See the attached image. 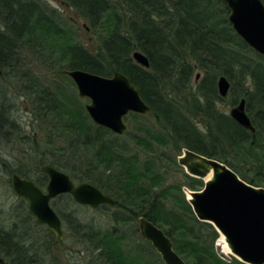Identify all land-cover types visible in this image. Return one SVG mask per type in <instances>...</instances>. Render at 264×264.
I'll return each instance as SVG.
<instances>
[{
	"label": "trees",
	"instance_id": "16d2710c",
	"mask_svg": "<svg viewBox=\"0 0 264 264\" xmlns=\"http://www.w3.org/2000/svg\"><path fill=\"white\" fill-rule=\"evenodd\" d=\"M63 1L93 28L105 33L99 37L95 52L71 40L65 42L58 56L48 48L46 63H40L51 70L81 69L103 76L114 71L125 74L151 109L145 115L160 127L159 132H154L144 120L137 121L145 119V115L130 113L145 135L131 136L136 142V150H132L127 143L119 144L107 137L111 132L102 126L94 124L96 130L91 132L84 108L68 102L70 99L58 85L37 77L44 82L35 85L31 79L32 83L20 90L31 98L33 109L41 114L38 120L45 133L58 137L66 134L72 140L77 136L82 139L80 148L84 146L86 151L93 152L89 157L79 150L74 155L75 147L71 145V156L65 146H54L55 159L47 165L69 169L70 178L95 185L115 201L111 207L117 212L110 215L112 222L106 229L82 222L71 212L57 210L63 232L78 238L81 245L78 252L83 253L69 264H164L140 236L139 216L165 232L186 264H245L234 257L223 260L217 255L213 244L217 231L210 223L195 217L182 184L171 181L163 166L175 165V157L169 150L172 144L176 152L185 147L222 161L247 183L264 187L262 171L256 169L255 177L248 178L230 161L240 154L245 161L255 160L252 156L258 154V149L264 153V57L234 32L227 19L228 8L221 0ZM47 10L46 3L40 0H0L1 69L16 68L21 60L19 51L24 47L40 59L43 49H38L42 45L39 39L45 42L46 38L62 34ZM134 50L147 56L148 67L135 63L131 56ZM195 70L202 72V78L193 87L190 83ZM221 75L230 82L226 97H221L217 90L216 81ZM228 97L230 107L245 99L254 132L216 108L217 103ZM5 100L0 90V137L11 142L22 131L9 117L12 109ZM198 117L204 121L205 134L199 133L191 122ZM24 138L32 148L35 140L40 144L38 137ZM45 145L50 146L48 139ZM60 154L61 164L57 159ZM69 161L72 167H68ZM42 163L45 162L34 164L35 170L40 171ZM259 163L264 166V161ZM13 171L33 180L40 188L46 185L44 173L32 177L28 170L5 169L10 176ZM183 174L189 179L183 185L200 190L202 179ZM63 195L70 196H60ZM104 206L101 208L105 209ZM27 215L33 217L29 210ZM17 229L16 225L12 231L0 229V255L10 264H44L35 241L27 244L25 231ZM137 237L144 243H134Z\"/></svg>",
	"mask_w": 264,
	"mask_h": 264
},
{
	"label": "water",
	"instance_id": "95a60500",
	"mask_svg": "<svg viewBox=\"0 0 264 264\" xmlns=\"http://www.w3.org/2000/svg\"><path fill=\"white\" fill-rule=\"evenodd\" d=\"M221 1L228 8L227 19L234 32L264 57L263 2ZM131 56L140 66H149L147 56L141 51L134 50ZM57 72L72 80L80 98L88 99L85 110L92 122L115 134L126 131L123 118L127 114H147L151 111L136 86L119 71L109 76L81 69L65 68ZM216 85L219 95L226 97L230 90L229 80L221 75ZM228 114L240 126L254 132L244 98L231 106ZM177 162L189 176L203 180L201 191L188 190L186 200L195 217L210 223L223 237L229 254L220 249L217 254L223 258L233 256L245 264H264V187L247 183L224 162L188 148H183ZM40 169L48 177L44 189L16 173L11 175V183L14 192L27 200L28 210L35 222L52 232L57 242L63 239V229L60 217L51 207V199L69 194L74 202L90 208L114 205L110 195L89 182H74L68 174L51 165H42ZM138 229L140 236L150 243L164 264H186L174 251L171 239L156 224L139 216ZM0 264L9 263L0 256Z\"/></svg>",
	"mask_w": 264,
	"mask_h": 264
},
{
	"label": "rangeland",
	"instance_id": "374dc122",
	"mask_svg": "<svg viewBox=\"0 0 264 264\" xmlns=\"http://www.w3.org/2000/svg\"><path fill=\"white\" fill-rule=\"evenodd\" d=\"M40 1L46 3L48 7L47 11L51 13L54 21L59 25L62 34L58 35L57 37H52L51 39L46 38L44 39L45 42L39 39V41H41L40 44L42 45H39L38 49H43V54H41L40 59L38 60L36 59V53H33L30 51V49L24 47L23 50L19 51L21 60L18 66L12 70L11 68H3L2 74L0 75V90L4 92L6 96L5 104H10L9 107L12 109L9 117L22 131V135H14L13 141L11 142L0 137V229L2 231H12L13 226L16 225L19 232L25 231L28 237L26 240L27 244L35 241L39 249L38 254L44 261V264H69L72 259L83 256V253L78 252L81 247L78 242V238L70 233L65 235L63 232L62 241L57 242L55 241L54 235L52 233L49 234L48 230L44 226L37 224L33 217H28L27 202L23 198L16 195L12 188L11 176L6 174L5 169L11 167L12 169H20L21 171L28 170L30 173L29 176L39 177L42 175V172L38 171L39 168L35 170L34 166L37 165L39 161L45 162L40 165H46L51 161H54L53 159H55L56 155L54 146H65L67 149V154L71 155L70 153H72L73 150L69 147L73 145L75 147L73 151L74 155H77L79 150V152L85 154V156H91V153L93 152L86 151L84 146L80 148L82 139L78 140L77 136L72 140L71 137L66 134L64 136L62 135L58 137L54 134L45 133L41 122L38 120L41 114L37 113L33 109L31 105V98L24 92L21 93L20 90L25 89L31 82V79L32 81H35V85L39 82V84L43 83V80L36 79L37 77H40L45 79V81H50L53 84L61 87L60 90H62L64 95L67 96V99H70L68 102L77 108L81 106V108H84V111L86 112L85 104L88 102V99H82L77 95L75 85H73L71 79L66 75L55 73L59 68H54L51 70L50 67L48 68L46 65H43L40 62H45L44 59L49 55L48 48L50 53L53 52V55L55 54V56H58L61 52V48L65 46V42H70L71 40L80 43V45L87 48V50L95 52L99 46V37L104 35L105 31L103 29L100 30L98 28H93L87 21L80 18L74 9L64 3L63 0ZM42 59L44 61H41ZM197 74L199 77H197ZM201 78L202 72L195 70L192 75V80L190 83L191 86L195 87ZM229 99L230 98L228 97L224 99L223 103H217L216 108L228 114L230 109ZM67 119L68 118H66V120ZM85 119L90 125L91 132H95V123L92 122L89 116L88 118L85 117ZM123 119L127 126L125 131L126 133L124 132L123 134H115L110 131L112 134L110 133V135H107V137H112V139L119 144L127 143L132 150H136L134 148L136 142L131 139V136L138 138L145 137V135H143L144 131L139 126L137 121L144 120L146 125H148L154 132H159L160 129L159 125H157V123H155V121L148 115H145V119L137 118V121H135L136 119L134 120L129 113L124 116ZM191 122L199 133H206L204 121L201 118H194L191 120ZM25 135H31L34 136V138L38 137L40 144H38L35 140L36 145L34 148H32L29 143H25ZM46 139L49 140L50 146L45 145ZM183 148L184 147H180V149L176 152L174 146L170 144L169 150L170 153H172L175 157V165L172 167L163 166V169L167 172V175L171 181L182 184L181 189L187 196V191L192 189L183 185L189 179L184 177L183 173L186 172L184 168L177 162V157L182 153ZM257 153L258 154L255 156H252L255 157V160L252 158L250 160L246 158L245 161V157H243L241 154L237 155L236 158L231 157V160L229 157L228 159L248 178L252 176L255 177L254 172L256 169L262 171L264 175V166L262 165V167L260 163L258 164V162L264 161V153L261 151V149H258ZM140 157L144 158V155H140ZM57 159H59L60 164L63 162L61 154ZM71 160L72 158L70 157V161ZM70 161L68 163V167H72V161ZM260 167L262 168L260 169ZM58 169L70 176V172L68 171L69 169ZM13 172L17 173L16 171ZM73 172L75 173L76 171ZM72 180L77 182L74 179ZM256 181H259L258 178ZM258 184L261 185L262 183L259 181ZM51 204L56 212L57 210L62 211L63 213L71 212L82 222L92 223L101 229H106L110 226L112 222L110 215L117 212L116 209L112 208L110 205L104 206L106 207L105 209L101 208L102 205L97 208H90L88 206L80 205L74 202L73 199L68 195L54 198L51 201ZM62 229H64V226ZM129 229L132 232L131 227ZM220 236L221 235L218 233L217 237L213 241L216 253H218L219 249L218 245ZM142 239H138L137 237L134 238L133 242L139 244L144 243V239ZM220 258L223 260H230L231 256L228 258Z\"/></svg>",
	"mask_w": 264,
	"mask_h": 264
},
{
	"label": "bare ground",
	"instance_id": "6f19581e",
	"mask_svg": "<svg viewBox=\"0 0 264 264\" xmlns=\"http://www.w3.org/2000/svg\"><path fill=\"white\" fill-rule=\"evenodd\" d=\"M219 249L222 250V252H224L226 254L229 253L228 247H227L226 243L224 242L222 236H220V240H219Z\"/></svg>",
	"mask_w": 264,
	"mask_h": 264
},
{
	"label": "flooded vegetation",
	"instance_id": "af4514ba",
	"mask_svg": "<svg viewBox=\"0 0 264 264\" xmlns=\"http://www.w3.org/2000/svg\"><path fill=\"white\" fill-rule=\"evenodd\" d=\"M185 148V147H184ZM183 150V149H182ZM178 158V157H177ZM42 166V165H41ZM41 168V167H40ZM40 171H41V169H40ZM42 172V171H41ZM43 173V172H42ZM45 174V173H44ZM46 175V174H45ZM47 180H48V177H47V175H46V183H47ZM34 182V181H33ZM44 188V187H43ZM42 188V189H43ZM61 195V194H60ZM60 195H58V196H60ZM58 196H56V197H58ZM20 197V196H19ZM55 197V198H56ZM21 198H23V197H21ZM24 199V198H23ZM54 199V198H53ZM53 199H51V201L53 200ZM24 200H26V199H24ZM51 201H50V204H51ZM27 202V201H26ZM51 207H52V204H51ZM53 208V207H52ZM56 212V211H55ZM57 213V212H56ZM59 216V215H58ZM48 230V229H47ZM1 256V255H0ZM2 257V256H1ZM7 263H9L4 257H2ZM10 264V263H9Z\"/></svg>",
	"mask_w": 264,
	"mask_h": 264
}]
</instances>
